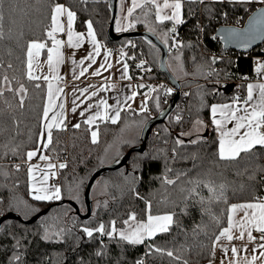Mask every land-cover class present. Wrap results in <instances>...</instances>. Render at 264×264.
<instances>
[{
    "label": "trees",
    "instance_id": "obj_1",
    "mask_svg": "<svg viewBox=\"0 0 264 264\" xmlns=\"http://www.w3.org/2000/svg\"><path fill=\"white\" fill-rule=\"evenodd\" d=\"M54 2L76 13L77 31H84L91 21L101 44L116 48L125 56L139 94L149 89L148 82L171 85L159 68L157 47L141 37L125 36L118 40L109 37L111 0H3L5 38L0 40V65H3L0 81L6 75L11 84L3 85L0 96V218L11 216L0 225V264L213 262L212 238L219 231L216 218L221 219L220 227H224L228 205L248 201L253 196L264 197V147L242 152L236 160H220L219 141L211 119L212 105L233 100L236 94L245 92L247 81L256 78L254 60L261 55L262 45L247 54L224 51L214 34L221 25L242 26L264 4L186 0L180 24L158 22L155 9L146 0L132 12L129 31H150L161 41L165 38L167 43L162 42L168 48L167 65L172 57H179L185 81L177 78L181 93L175 108L164 122L152 127L145 150L133 152L126 166L107 171L94 180L90 190L91 216L82 218L73 206L58 203L65 199L75 201L85 216L87 184L103 166L109 149L120 140L118 160L131 148L140 146L145 126L170 106L176 91L166 95L160 89L159 107L152 97L147 112L124 110L117 123L101 124L95 143L85 123L79 128L55 130L45 153L52 161L66 163L59 170L57 182L61 199L34 200L26 154L38 147L46 84L43 80L27 79L25 52L29 41L44 39L50 23V5ZM173 26L175 33L171 31ZM42 57L46 58V52ZM9 63L12 68H8ZM37 83L40 88L35 87ZM229 83H236V87L226 95L220 88ZM20 84L27 89L26 94L8 90L9 86L18 89ZM197 121L205 125L208 136L187 135ZM178 140L183 143H177ZM165 178L175 183L168 184ZM221 185L227 203L217 199ZM209 186L216 192H211ZM146 201L151 203L154 215L175 213L168 231L137 245L99 232L88 237L83 231L85 227L95 229L103 223L107 233L112 220L118 229L122 228V221L131 212L137 214L138 220L145 219ZM168 251L173 253L172 257L167 255Z\"/></svg>",
    "mask_w": 264,
    "mask_h": 264
},
{
    "label": "snow or ice",
    "instance_id": "obj_2",
    "mask_svg": "<svg viewBox=\"0 0 264 264\" xmlns=\"http://www.w3.org/2000/svg\"><path fill=\"white\" fill-rule=\"evenodd\" d=\"M155 9L156 20L160 23L165 21H173L174 24H180L182 20L183 0H146ZM202 2V0H201ZM239 2H249V0H239ZM260 3L264 4V0H260ZM136 7L135 0H133V8ZM170 10V11H166ZM132 15V9H129L128 16ZM66 18V20L64 19ZM76 18V13L71 11L65 5L60 3H52L50 5L49 25L45 28L44 39L31 40L27 44L25 56H26V77L29 81L43 80L46 84L45 103L43 107L41 122L42 127L46 130L47 136L45 140V133L41 132L38 139V147L34 151L27 152V158L29 161L33 157L37 156L42 149L39 147L43 144V148L47 149L48 145L52 143V130L54 128L63 130L65 120V103L62 97L63 89L52 83L53 80L59 81L62 79L59 76V68L65 61L63 49L65 43L69 48H79L85 39L84 33L74 32L73 23ZM4 14H3V0H0V40L5 38L4 33ZM65 23L66 26L65 27ZM87 36L91 38L93 44V52L87 57L90 61L88 67H91L95 63V58L100 55L101 45L96 39L91 21L87 22ZM117 30L119 25H117ZM171 31L176 32L175 26ZM57 34L67 36V40L58 39ZM232 34L235 38L242 40L245 44L251 42V39L257 35L264 37V10H261L258 14L254 15L249 23L247 31L238 32L232 30ZM167 35V33H165ZM49 41L51 44L49 45ZM167 43V41H165ZM46 52V63L48 66V72L46 74L41 73V56ZM111 52L106 53L104 63L101 64L100 69L108 70L112 67L109 63V57ZM73 65L80 67V71L77 74L75 68L73 69V78L79 79L87 71V68L82 67L85 63L84 60L77 62L72 61ZM3 67V65H0ZM8 68H12V64H8ZM97 69L93 74L100 75L101 70ZM35 70V71H34ZM127 72V64L124 65V72L121 75V79L125 78ZM256 72L259 75L264 72V64H260L256 68ZM131 79V77H127ZM11 84L8 76H4L0 81V96H3V85ZM36 88H40L41 84L37 83ZM109 85L105 86L106 90ZM138 87H144L139 85ZM163 87V86H161ZM9 91H15L17 95L27 93V89L23 84H20L18 89L13 90L9 86ZM157 91L152 88L149 93H145L146 98H152L151 92ZM172 90L167 89L166 93H170ZM88 88L81 90V94L87 93ZM97 91H92L91 97L96 96ZM136 93H133V96ZM132 97H126L131 99ZM76 96L73 94L72 111H76ZM59 101V103H57ZM24 104V96H20V105ZM156 106L159 107V98H156ZM103 111H99L100 108ZM98 109L93 115L89 116L85 123L92 124L96 120L110 119L112 123H116L120 116L121 108L119 102L116 108H112L106 99H101L99 104L95 105ZM111 109V112H110ZM146 101L141 105V112H147ZM51 113V115H50ZM114 113V115H113ZM180 117H177L179 120ZM211 119L212 124L218 133V158L220 160H236L240 154L251 152L255 147H264V83H249L246 88V96L241 100L240 97H234L231 104H220L211 106ZM197 123H202L197 121ZM232 124V127L229 125ZM80 127L79 124L76 125ZM96 132H92L93 143L96 142ZM183 135V134H182ZM195 142V141H193ZM177 143L182 144L183 141L178 140ZM39 159L45 162L44 167L40 164H29L28 173L31 183L32 198L37 201H45L61 199V189L59 186H49V176H55L56 172L50 171L53 169H63L66 167V163L56 164L52 162V158L48 155L41 154ZM17 170L19 166L17 165ZM165 182L168 184L175 183L174 180L165 178ZM224 186H220V192L217 199L223 200L227 203L226 197L223 191ZM209 190L213 193L216 189L209 186ZM152 205L146 201L145 219L138 220L137 214L131 212L128 214V218L122 221L124 227L117 228L116 221L109 222V230L105 233V225L100 223L95 229L85 227L83 231L88 237H92L94 232H99L101 235H107L109 238H118L128 244L137 245L154 237L158 232L168 231L169 226L173 222V216L175 213H165L163 215L152 213ZM242 214V215H241ZM221 219L216 218L217 227L219 231L214 234L212 238V256L215 257L216 248L219 247L224 254V257L228 260V264H256L257 260H261V264H264V197L253 196L250 200L242 203H233L227 207L226 226L220 227ZM259 233V237L254 236L253 233ZM47 238V237H46ZM257 239L260 243L254 244ZM234 240L241 241L240 245L232 244ZM253 243L252 252L248 251V244ZM259 250V255L252 253ZM157 251H162L157 249ZM229 251L231 256L228 255ZM98 255L101 253H97ZM167 255L172 257L171 251L167 252ZM18 260L19 257H16ZM179 259V257H176ZM137 264H143L142 261H138ZM187 264V261L184 262ZM221 264H224V260H221Z\"/></svg>",
    "mask_w": 264,
    "mask_h": 264
},
{
    "label": "crops",
    "instance_id": "obj_3",
    "mask_svg": "<svg viewBox=\"0 0 264 264\" xmlns=\"http://www.w3.org/2000/svg\"><path fill=\"white\" fill-rule=\"evenodd\" d=\"M184 1H186V0H183V2ZM214 1H217V2H239V0H214ZM117 2H118V0H117ZM143 2H144V0H135L136 7L133 8V0H125L124 1L123 8H124V17L125 18L123 17V19L120 21V23L119 24L117 23V20L119 18V9H118L117 16L115 19V33L119 34V33L128 32L130 30L131 24H130V16H128V11H129V9H132V12H133L138 7H140L143 4ZM259 2H260V0H249V3H259ZM166 11H170V10H166ZM64 19L66 20V18H64ZM75 24H76V18H75L74 23H73V31L79 32V33H84L85 39L79 48H69L67 46V44L65 43V47L63 49L65 61L59 68V76L62 79H60L59 81H56V80L52 81V83L54 85L61 87L64 90L62 93V97L64 98L66 111H65V120H64L63 130H67L69 128H76L77 124L80 125L81 123H85V120L89 116L93 115L98 110L95 108V105L99 104V101L101 99H106L108 104L112 108H116L118 105V102H119V107L121 108L120 116H121L122 111H124V110H134L136 112H141V105L143 103H145V101L147 104L149 99L148 100L144 99V95L146 92L139 94L137 91L136 83L133 81L132 78L131 79L127 78V77H131V72H130L129 63H128L127 59L125 58V56L121 52H119L118 50L116 52H113L111 50V48H107V47L103 46L101 44V42L98 40L97 35L95 33V30L93 29L95 36H96V39L100 42L101 51H100V55L95 58V63L92 64L91 67H88L90 61H88L87 57L90 53L93 52V44L91 42V38H89L87 36L88 28H86L84 31H77L75 28ZM117 25H119L120 30H117ZM65 27H67L66 23H65ZM64 36H65V41H66L67 40L66 34ZM108 52H111V56L109 57V63H111L112 67L105 71L103 69H100V66H101V64L104 63L105 55ZM40 60H41L42 67L39 71L41 73L46 74L48 72V66L46 63V58L43 59V57L41 56ZM73 60H76L77 62H79L80 60L85 61L84 65L82 67L87 68V71L85 72V74L83 76H80L79 79L73 78V69L75 68V72L77 74L80 71V67H76L73 65V63H72ZM125 64H127V72H126V74H124L125 78L121 79V75L124 72V65ZM97 69L101 70L100 75H94L93 74ZM255 71H256V68H255ZM249 83H252V84L264 83V72L260 73L259 75L256 72V78L254 80H249L246 82L245 92L244 93L239 92L238 94H236L235 97H237L238 95H244V97H245L246 96V88H247V85ZM106 85H109V87H107L106 90H101V89H105ZM84 88H88V92L81 94V90ZM92 91H97L98 94L96 96L91 97V99H88V97L91 95ZM74 93H75V96L77 98L76 104H75V107H76L75 112L72 111V108L74 107V105H73V94ZM133 93H136V95L133 96ZM126 97H132V98L126 100ZM140 100H142L143 102H141ZM232 102H233V100H231L229 102L217 103L214 105L231 104ZM57 103H59V101ZM99 111L102 112L103 108L101 107L99 109ZM110 112H111V109H110ZM50 115H51V113H50ZM113 115H114V113H113ZM120 116H119V119L117 120V122L120 120ZM103 123H112V122L110 119H105V120H99L98 119L94 123H92L91 125L85 123L89 126L90 136H91L92 141H93L92 132H94V131L97 134L96 135V142L98 141V135H99L98 129H99V126ZM112 124H114V123H112ZM232 126H233L232 124L229 125V127H232ZM55 130H60V129L54 128L52 130V133ZM41 132L45 133V140H46L47 133H46V130L42 127V125H41ZM215 133L218 137V133L216 132V130H215ZM39 147L42 149V151L39 152L37 154V156L33 157V159L31 161L27 160L28 167H29V164H33V165L40 164L41 167H44L45 162L41 161L39 159V156L41 154L46 155V153H45L46 149L43 148V144H40ZM32 151H34V150H32ZM52 162L56 163L57 165L62 163L61 161H52ZM59 170H60V168L50 170V171L56 172L57 178H56V180H54L53 176L50 175L48 182H47L49 186H56L55 184H53V181L55 183H57V181L59 179ZM29 185H30V193L32 196L33 194L31 192L30 179H29ZM45 201H58V200L52 199V200H45ZM254 233H253V235H254ZM231 243L235 244V245H240L242 242L238 241V240H234ZM253 243L248 244V251L250 253L252 252ZM259 243H254V244L258 245ZM252 254L259 255V250H257V252L252 253ZM228 255L231 256L230 251H229ZM222 259L224 260V264H228V260L224 257L223 252L221 251V249L219 247H217L216 251H215V259L213 260V262L208 263V264H221ZM256 264H261V260H257Z\"/></svg>",
    "mask_w": 264,
    "mask_h": 264
},
{
    "label": "water",
    "instance_id": "obj_4",
    "mask_svg": "<svg viewBox=\"0 0 264 264\" xmlns=\"http://www.w3.org/2000/svg\"><path fill=\"white\" fill-rule=\"evenodd\" d=\"M261 10H264V5H261L258 8H256L248 16V18L245 20V22L242 26L221 25V26L217 27L216 32L214 34V38H216L218 41H220L224 51L233 50V51H236L239 53L247 54L250 51H252L254 48L262 45V43L264 42V37H261L259 35H257L255 38L251 39V42L245 44L242 40L235 38L232 34L233 29L238 31V32L247 31L249 28V23H250L251 18L254 15L258 14ZM111 11H112V17H111V21H110L109 37L111 39H115V40H118V39L125 37V36L141 37V38L145 39L146 41H148L149 43L153 44L155 47H157L160 51L159 68H160L162 73L167 75L170 84L173 86V88L176 91V97L167 109L160 112L156 118L152 119L145 126L144 131H143V137H142L143 141H142V144L140 146H136V147L131 148L128 151V153L126 155H124L122 158L116 160L114 163H112L108 166H102L94 172V174L89 179V182H88L87 187H86L85 201H86V205H87V214L85 216L83 214H81V211H80V209H79V207L75 201L65 199V200H62L58 203L60 205L69 204V205L73 206V208L75 209V213L82 218H89L91 216L92 203L90 200V190H91V187H92L94 180L98 176L104 174L107 171L119 169L121 167L126 166L128 160H129V158L133 152H143L145 150V146H146V139H147L152 127L155 124L160 123V122H164L167 119L169 114L175 108L177 99L181 93L180 83L177 80V78H175V76L170 72L168 65H167V58H168L167 46L156 35H154L150 31H142V32H139V31L130 32V31H128V32L119 33V34L115 33V19L117 16V0H111ZM235 87H236V83H229L225 86H222L220 88V91L226 95H229L230 93H232L234 91ZM206 136H208V130L203 135V137H206ZM46 212H47V210L37 214L32 219H30L29 222L35 221L41 214L46 213ZM9 216H11V215H9ZM9 216H6L4 218H0V225H1L2 221L7 219Z\"/></svg>",
    "mask_w": 264,
    "mask_h": 264
},
{
    "label": "rangeland",
    "instance_id": "obj_5",
    "mask_svg": "<svg viewBox=\"0 0 264 264\" xmlns=\"http://www.w3.org/2000/svg\"><path fill=\"white\" fill-rule=\"evenodd\" d=\"M124 1L125 0H118V2H117V12H118V9H119V18L117 20L118 24L120 23V21L124 17V8H123ZM130 24H131V22H130ZM162 41L165 42L166 39L162 37ZM143 66H144V63H141V67H143ZM168 67H169L171 73L176 78H178L182 82L185 81L184 71H183L182 64L180 62L179 57H172V59H170L168 61ZM144 69L145 68H143V71H145ZM140 78H142V77H140ZM147 84H148L149 89L147 91H145L146 93H149L152 88H155L157 91L162 89L164 94H166V95H169L170 93H173L175 91V89L173 87H171V85H168V84H166L163 81L148 82ZM161 86H163V87H161ZM167 89H171L172 91L170 93H166ZM157 91L151 92V97H153V100H154L155 104H156V98L158 97ZM144 99L148 100V99H151V98H146V96L144 95ZM140 101L143 102L142 100H140ZM147 104H148V102H147ZM147 108H148V105H147ZM205 129L206 128H205V125L203 123H196L194 125L193 129L187 135L188 136H192V137L201 136V135L203 136L204 133L206 132ZM119 142H120V140H118L109 149L110 150L109 153L106 155V157L103 160V166H108V165H110V164L115 162L116 155L118 156V154H119V146L121 144V143L119 144ZM61 162L64 163L63 160H61ZM53 178H54V180H56L57 176L55 175V176H53ZM53 184L58 186V183H55L54 181H53ZM145 240H147V239H145Z\"/></svg>",
    "mask_w": 264,
    "mask_h": 264
},
{
    "label": "built area",
    "instance_id": "obj_6",
    "mask_svg": "<svg viewBox=\"0 0 264 264\" xmlns=\"http://www.w3.org/2000/svg\"><path fill=\"white\" fill-rule=\"evenodd\" d=\"M57 38L58 39L65 40V36L64 35L57 34ZM111 50L113 52H116L117 51L116 48H111ZM260 64H264V42L262 43L261 55H258V56L255 57L254 67L257 68ZM238 97H240L241 99H243L244 98V95H238ZM254 236L259 237V233H254ZM259 242H260V240L257 239L254 243H259Z\"/></svg>",
    "mask_w": 264,
    "mask_h": 264
}]
</instances>
